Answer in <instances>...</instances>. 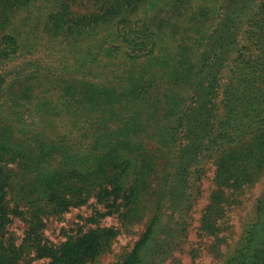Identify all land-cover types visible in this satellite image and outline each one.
<instances>
[{
    "label": "trees",
    "instance_id": "trees-1",
    "mask_svg": "<svg viewBox=\"0 0 264 264\" xmlns=\"http://www.w3.org/2000/svg\"><path fill=\"white\" fill-rule=\"evenodd\" d=\"M208 171L198 237L218 264H264V0H0V264H91L119 235L103 219L147 210L115 264H164Z\"/></svg>",
    "mask_w": 264,
    "mask_h": 264
},
{
    "label": "rangeland",
    "instance_id": "rangeland-1",
    "mask_svg": "<svg viewBox=\"0 0 264 264\" xmlns=\"http://www.w3.org/2000/svg\"><path fill=\"white\" fill-rule=\"evenodd\" d=\"M212 189V173L207 172L202 179L201 187V197L197 204L193 207V212L191 213L192 224H190L189 230L190 234L188 236V245L184 246L175 253L173 259L168 260L164 264H218L215 257L211 254L210 250L207 248L210 241L205 238L198 237L197 223L196 220L200 217L201 208L204 206L203 202L206 200L210 190ZM150 202V198L148 199ZM93 201L90 200L86 205L71 209L68 213L63 214L59 218H51L46 223V229L44 235L46 239L52 243L58 244L63 240L61 235V230L64 229L66 232L74 233V230L78 228L81 224H84V219L93 215ZM247 208V202H242V207ZM99 211H104L100 206H97ZM239 215L235 216L233 220L228 223L230 227V237L232 238L237 225V231L235 236L238 235V230L242 221V217L246 211H237ZM150 217V212H146L143 221L137 225L130 226L125 229L121 225L119 219L115 216L105 218L101 221L102 227H112L115 228L119 235L113 241L109 251L104 255L98 257L91 264H115L118 262L126 253L131 251L134 244L138 241L140 235L143 233L146 225V221ZM26 226L24 223L18 219H15L10 226V231L20 240L22 238L23 232ZM89 228V225L85 227V230ZM73 230V231H70ZM195 250L194 252L192 250ZM44 260L35 261L32 264H44Z\"/></svg>",
    "mask_w": 264,
    "mask_h": 264
}]
</instances>
